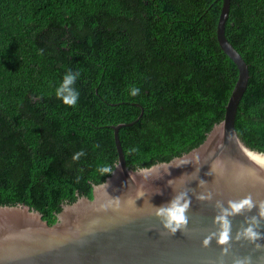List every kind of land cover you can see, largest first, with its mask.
Instances as JSON below:
<instances>
[{"label":"trees","instance_id":"trees-1","mask_svg":"<svg viewBox=\"0 0 264 264\" xmlns=\"http://www.w3.org/2000/svg\"><path fill=\"white\" fill-rule=\"evenodd\" d=\"M222 8L223 0H0V207L27 206L53 225L65 205L92 199L118 163L112 127L142 111L119 132L130 169L201 145L239 76L218 41ZM225 34L250 70L236 130L264 152V0H231ZM69 70L80 73L74 107L55 95Z\"/></svg>","mask_w":264,"mask_h":264},{"label":"water","instance_id":"water-1","mask_svg":"<svg viewBox=\"0 0 264 264\" xmlns=\"http://www.w3.org/2000/svg\"><path fill=\"white\" fill-rule=\"evenodd\" d=\"M230 7L223 0L217 34L239 76L224 119L205 141L170 162L133 170L119 132L144 111L113 126L118 163L92 199L65 205L53 225L27 206L0 207V264H264V152L249 148L236 130L250 70L225 34ZM178 196L191 201L189 223L173 235L156 211ZM249 197L251 207L228 217L230 238L220 244L217 216L230 201ZM249 227L257 238L244 234Z\"/></svg>","mask_w":264,"mask_h":264},{"label":"clouds","instance_id":"clouds-1","mask_svg":"<svg viewBox=\"0 0 264 264\" xmlns=\"http://www.w3.org/2000/svg\"><path fill=\"white\" fill-rule=\"evenodd\" d=\"M80 73L69 70L63 76L62 81L56 87L55 95L65 105L74 107L77 105L80 93L75 87L76 81L78 80ZM141 89L136 86H132L129 90V94L132 97L140 95ZM86 153L81 150L74 154L73 159L79 160L80 157ZM104 172H108V168L103 169ZM207 197L201 196L200 199H206ZM190 199L185 200L183 196H178L170 202L168 206H161L157 208L156 215L161 218L163 227L168 230L171 234L175 235L178 231H183L188 223V209L190 207ZM251 207V198L244 199L242 201H230L229 207L223 210V215L217 216L216 222L220 224L221 231L219 233V243L226 244L229 240V234L231 230V223L228 219L229 216L240 213L245 207ZM249 238H257L258 233L254 232L252 227L245 230L244 233ZM207 244L208 241L206 240Z\"/></svg>","mask_w":264,"mask_h":264}]
</instances>
